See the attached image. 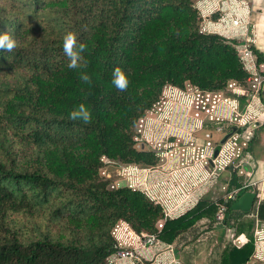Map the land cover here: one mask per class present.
Segmentation results:
<instances>
[{
	"label": "trees",
	"instance_id": "trees-1",
	"mask_svg": "<svg viewBox=\"0 0 264 264\" xmlns=\"http://www.w3.org/2000/svg\"><path fill=\"white\" fill-rule=\"evenodd\" d=\"M7 3L15 11L0 4V33L11 30L16 37L26 27L40 28H33L37 31L27 40L18 39L20 47L14 52L0 51V70L18 65L39 77L61 81L55 87L60 97L66 91L71 94L61 102L63 109L84 103L92 110L93 119L84 124L71 121L67 111L50 112V97L39 93L46 86L42 80L41 88L25 86L28 97L18 107L30 114L11 118L15 126L35 144H70L82 152L69 158L74 168L69 180L0 157V264H107L118 248L113 235L107 242L88 244L48 235L25 242L5 219L9 211L24 206L29 212L34 207H51L53 217L60 218L90 204L113 218L112 229L125 221L136 232L155 233L163 244L172 245L197 221L214 220L224 199L213 203L204 198L183 215L169 217L161 204L150 202L143 191L112 185L103 190L96 182L80 183L76 178L84 171H97L101 155L114 156L121 150L142 165L156 163L154 154L133 149L132 125L159 99L167 84L182 86L190 80L205 89L221 90L230 79L245 83L248 72L235 47L239 41L202 30L203 18L195 0H24V7L20 0ZM15 14L22 19H15ZM69 31L87 44L83 54L86 68H68L63 37ZM254 51L261 63V54ZM116 67L129 75L126 91H118L112 84ZM81 72L91 76V84L81 81ZM15 93L0 87V99ZM247 190L241 189L234 200ZM67 192L72 195L64 202ZM234 200L226 202L223 222L232 226L236 221V233H244L247 241L225 247L219 264H247L255 251L251 230L256 221H264V200L250 211L233 208ZM157 219L163 220L162 227L155 225ZM192 258L193 253H188L181 262L193 264Z\"/></svg>",
	"mask_w": 264,
	"mask_h": 264
},
{
	"label": "rangeland",
	"instance_id": "rangeland-1",
	"mask_svg": "<svg viewBox=\"0 0 264 264\" xmlns=\"http://www.w3.org/2000/svg\"><path fill=\"white\" fill-rule=\"evenodd\" d=\"M7 1L9 0H3V3L0 1V4H4L7 11H15L8 5ZM20 3L23 7L25 6L24 0H20ZM195 4L203 18L202 30L206 31V26L203 24L204 16L200 9V0H195ZM14 17L15 19H22L21 16L16 14ZM33 28L39 29L40 26L26 27L17 34L16 38L27 40L31 32L37 31ZM41 80L46 83V86L39 93L50 97L49 102L53 105L49 108L50 112L59 109L61 112L67 111V114H69L74 109H63L64 106L61 102L64 101L63 99L71 98V94L66 91L60 97V93L55 87L57 83L61 85V81L55 78H47V75L39 77L35 72H27L18 65L3 68L0 70V87L14 89L17 94L7 95L0 99V157L4 159L13 158L18 166L36 167L61 179L69 180V176L72 175L74 169L71 165L72 159L69 158L75 154H80L82 149L70 144L56 146L35 144L33 140L26 136V132H23L18 125L15 126V121L10 120L18 114H30V110L21 109L18 104L20 105V102H24L28 97V90L25 86L28 85L34 89L41 88ZM231 81L240 82L237 79H230L227 81L225 88L221 90L205 89L190 80H186L182 86L172 83L165 85L160 92L159 99L150 108L143 110L144 115L131 127L133 131L131 138L133 149L154 154L156 163L142 165L135 158L129 157L121 150L114 153V156L101 155L97 171H84L83 175L77 177L76 180L80 183L96 182L103 186V190L112 185L114 188L129 186L133 190L143 191L150 202L161 204L162 210L167 209L169 213H172V217L183 215L204 198L213 203H219L220 199L225 200L230 192L228 187L202 188L203 179L207 178L208 171L203 168L205 164L199 158L200 145L196 144L195 140L196 137L204 136L205 131L195 129L192 120L186 118V115H191V111H188L185 105L189 99L188 96L199 89L206 92L222 91L232 95L229 87ZM54 96L55 98H53ZM16 101L17 103H15ZM222 135L223 133L217 132L215 139H220ZM164 136L170 137L178 150L193 153V160H196V164L193 163L190 169H182L183 167L176 162L174 157L167 156L166 158V149L160 144V141L164 140ZM174 169L177 170L175 172L177 175H173ZM181 169L182 171H180ZM225 169L227 170L228 167ZM221 175H224L221 178L222 181H227L232 176L230 170L224 171ZM175 176H177L176 180ZM207 179L210 180L211 177L208 176ZM206 190L207 192H205ZM70 195L72 194L67 192L63 201L67 202L66 199L69 198L67 196ZM144 202L147 201L144 200ZM220 205L214 220H208L207 222L199 220L191 228L193 230L191 235L188 233L183 236L182 234L177 238L176 246L180 250L182 258L188 254L184 250V246L194 242L196 253H193V264H219L221 253L225 247L230 244L240 245L241 240L238 238L239 234L236 233L238 227L236 221L232 226L223 222L225 217L216 221L217 213L221 208ZM73 213L68 211L65 216L54 218L51 207H34L33 211L29 212V207L24 206L20 210L9 211L5 219L14 226L13 228L18 232L20 239L25 242L38 239L44 235L62 241L76 239L85 244L107 242L112 238V235L115 239L114 229L117 224L112 229L113 218L109 217L104 210H98L87 204L85 207H77L76 212ZM162 221L157 219L155 225L158 227ZM121 223L119 232L124 235L131 234L129 227L124 222ZM209 228L212 230L224 228L222 230L224 231L222 232L223 236L218 238V242L216 236L215 238L202 239L204 231ZM255 229L256 223L251 230L253 239ZM144 233L151 232L144 231ZM189 237H191V240H189ZM263 258V252H256V257L255 255L252 256L247 264H264ZM150 259H155L154 264H182V262H176L175 260L171 262L166 258H155V256H150ZM252 261L256 262L252 263ZM126 263L132 264V261Z\"/></svg>",
	"mask_w": 264,
	"mask_h": 264
},
{
	"label": "built area",
	"instance_id": "built-area-1",
	"mask_svg": "<svg viewBox=\"0 0 264 264\" xmlns=\"http://www.w3.org/2000/svg\"><path fill=\"white\" fill-rule=\"evenodd\" d=\"M233 21L234 23H238L237 20ZM235 47L244 69L248 72L245 83L243 84L237 81L229 82V87L232 92L229 91L232 95L222 91L206 92L199 89L188 96L189 99L185 105V108L191 111V115H186V118L192 120L195 129L205 130L206 128L212 127L214 131L223 133L220 139L214 140L213 132L209 129L206 130L203 138L196 137L195 140L196 144L200 145L199 158L205 164L203 168H207L208 166L214 169V171L217 169L223 170L229 166L238 169L246 163L245 158L242 157V153L248 142L246 138L238 132V129L248 124L251 126H258L259 122H262L264 119L263 106H261L259 110V112L261 111V115H257L259 112L256 113L251 110V106L258 97L264 82V74L262 71L264 70V63H258L250 39L237 43ZM243 95L251 96L252 98H250L247 107L241 110L239 109L238 96ZM261 116L263 119H261ZM233 127H235V131H233ZM230 132L232 134L228 137L226 142L221 143L224 136ZM163 138L164 140H162V142L160 141V144L166 149V158L167 156L171 158L174 157L176 162L183 167L182 169H190L193 163L196 164V160H193V153L185 152V150L180 151L178 147L172 143L170 137L164 136ZM217 147H219V152L215 154ZM182 169L180 171H182ZM173 171V175H177L175 173L177 170L174 169ZM176 178L177 176H175V180ZM250 185L255 186L256 190L261 189L259 183L256 181H253ZM246 186H249V184L244 185L242 189L246 188ZM240 190H230L224 203L220 205L221 208L219 213H217L216 221L226 216V202L234 200ZM164 211L166 216L172 217V213H169L167 209H164ZM121 222H124L125 225L129 227L132 232L131 234L124 235L119 232V228L122 225ZM121 222H119L114 229L115 245L118 248L109 256L107 264H126L127 261H132V264H136L144 255L143 250L158 249L162 246H167L170 250H173L172 244H163L155 233H139L125 221ZM260 223V221H256V229L254 232L255 257L256 252L264 253V227L260 226ZM162 225L163 223H159L160 227H162ZM254 262L256 261H252V263Z\"/></svg>",
	"mask_w": 264,
	"mask_h": 264
},
{
	"label": "crops",
	"instance_id": "crops-1",
	"mask_svg": "<svg viewBox=\"0 0 264 264\" xmlns=\"http://www.w3.org/2000/svg\"><path fill=\"white\" fill-rule=\"evenodd\" d=\"M200 9L202 10L204 16L203 24L206 26V31L217 32L229 39H236L239 42H244L246 39H250L252 48L258 50V53H260L261 57L263 58L261 63H264V0H200ZM233 20H237L238 23H234ZM256 56L258 61V55L256 54ZM262 71L264 74V70ZM238 98L239 109L242 110L247 107V104L252 97L243 95L238 96ZM261 106L264 107V82L262 84L261 90L259 91L258 97L254 100V103L251 106V110L258 113ZM259 114L261 115V111L257 115ZM261 119H263L262 116ZM263 120L262 122H259L258 126H251L248 124L245 127L238 129V132L243 135L248 142L242 153V157L245 158L246 163L238 169L229 166L227 170L231 171L232 176L227 181L221 180V178L224 176L221 174L224 171H227L226 169H217L214 171V169L207 166V168L204 169L208 171V176H210L211 179L208 180V176L207 178L203 177L204 183H202V188L210 187L213 189L219 187L224 188L226 186L229 188V190H240L244 185L249 184V186L246 187H248L249 190H255L254 192L256 194L258 193L256 195L255 203L264 200ZM234 128L235 127H233V131ZM209 129H211L210 131L213 132L215 140L217 132L214 131V128L212 127L206 128L204 131L206 132V130ZM203 137L204 136H202V138ZM253 181L259 183V187L261 188L260 190H256L255 186L250 185ZM205 192H207V190ZM201 220L203 222H207L209 219L203 218ZM260 224V226L264 227V221H262ZM223 229H206L202 239L209 237L215 238L216 236V241L218 242V238L223 236ZM188 233L191 235L193 230L189 229L187 232L183 233V236L187 235ZM238 238L241 240L240 245L247 241V237L244 233L239 234ZM189 240H191V237H189ZM173 245V250H170L167 246H162L158 249L143 250L144 255L136 264H154L155 259L151 260L150 256H155V258H166L171 262L175 260L176 262L181 263L182 257L180 255V250L176 246V240ZM194 246V242H191L184 246V250H186L188 253H196Z\"/></svg>",
	"mask_w": 264,
	"mask_h": 264
},
{
	"label": "clouds",
	"instance_id": "clouds-1",
	"mask_svg": "<svg viewBox=\"0 0 264 264\" xmlns=\"http://www.w3.org/2000/svg\"><path fill=\"white\" fill-rule=\"evenodd\" d=\"M20 47L19 40L12 34L11 30L0 33V51L11 53ZM87 48L86 43L78 41L77 33L67 32L63 37V53L68 58L69 69L86 68L87 61L84 52ZM112 84L118 91H126L130 84L129 75L120 67H116L112 73ZM80 79L86 84L92 83V78L87 72L80 73ZM71 121H80L84 124H90L93 119L92 110L84 103L79 104L72 109L68 117Z\"/></svg>",
	"mask_w": 264,
	"mask_h": 264
},
{
	"label": "water",
	"instance_id": "water-1",
	"mask_svg": "<svg viewBox=\"0 0 264 264\" xmlns=\"http://www.w3.org/2000/svg\"><path fill=\"white\" fill-rule=\"evenodd\" d=\"M235 131V128H234ZM232 133H228L224 136L221 143H225L228 137ZM219 152V147L215 150V154ZM256 193L253 190H247L243 192L236 200H234L232 207L235 209L243 210V211H250L253 209L256 201Z\"/></svg>",
	"mask_w": 264,
	"mask_h": 264
}]
</instances>
